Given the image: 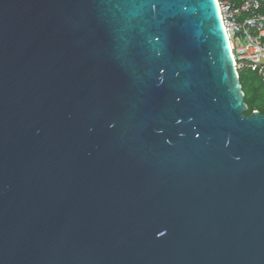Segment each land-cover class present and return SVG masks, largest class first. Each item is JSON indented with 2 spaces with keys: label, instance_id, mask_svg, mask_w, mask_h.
I'll return each instance as SVG.
<instances>
[{
  "label": "water",
  "instance_id": "water-1",
  "mask_svg": "<svg viewBox=\"0 0 264 264\" xmlns=\"http://www.w3.org/2000/svg\"><path fill=\"white\" fill-rule=\"evenodd\" d=\"M217 0H0V264H264V114Z\"/></svg>",
  "mask_w": 264,
  "mask_h": 264
},
{
  "label": "built area",
  "instance_id": "built-area-1",
  "mask_svg": "<svg viewBox=\"0 0 264 264\" xmlns=\"http://www.w3.org/2000/svg\"><path fill=\"white\" fill-rule=\"evenodd\" d=\"M237 74L264 83V0H217Z\"/></svg>",
  "mask_w": 264,
  "mask_h": 264
},
{
  "label": "rangeland",
  "instance_id": "rangeland-1",
  "mask_svg": "<svg viewBox=\"0 0 264 264\" xmlns=\"http://www.w3.org/2000/svg\"><path fill=\"white\" fill-rule=\"evenodd\" d=\"M240 76L244 79L245 87L248 91L247 101L249 104L264 109V83H262L256 75L250 72H244L240 74Z\"/></svg>",
  "mask_w": 264,
  "mask_h": 264
},
{
  "label": "trees",
  "instance_id": "trees-1",
  "mask_svg": "<svg viewBox=\"0 0 264 264\" xmlns=\"http://www.w3.org/2000/svg\"><path fill=\"white\" fill-rule=\"evenodd\" d=\"M238 79H239V84L241 86V90H242L243 95H244V103H245V105L247 107V111H246L245 115L248 116L254 111H258L260 114H264V109L263 108H258V107H255V106H251L249 104V102L247 101V92L248 91L246 90L244 79L240 76V74H238ZM256 98H257V95H256Z\"/></svg>",
  "mask_w": 264,
  "mask_h": 264
}]
</instances>
